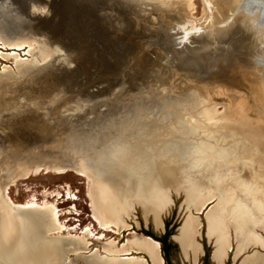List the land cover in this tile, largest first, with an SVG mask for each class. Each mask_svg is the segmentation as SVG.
Returning <instances> with one entry per match:
<instances>
[{
    "label": "rangeland",
    "instance_id": "374dc122",
    "mask_svg": "<svg viewBox=\"0 0 264 264\" xmlns=\"http://www.w3.org/2000/svg\"><path fill=\"white\" fill-rule=\"evenodd\" d=\"M162 1L169 0H0L6 6L0 12V159L5 174L19 151L38 159L7 183L9 198L14 204H53L63 234L90 227L94 235L85 254L101 251L109 240L120 247L132 233L146 236L147 228L157 239L164 235L135 202L128 230L119 235L100 230L92 219L87 176L138 190L144 183L163 184L165 233L176 236L186 217L196 214L203 245L197 264H205L206 253L214 264L204 224L213 203L198 214L191 207L189 180L195 184L198 166H205V175L212 169L238 172L236 179L253 184L247 158L242 169L219 145L231 118L264 129V0H182L189 11L181 12ZM19 61H26L24 67ZM122 134L133 143L136 164L149 161L141 170L123 173L99 161L100 168L93 164L86 173L82 163L65 165L84 147L88 157V144L96 142V150ZM197 179L214 188L206 178ZM4 192L1 187L0 203ZM169 241L171 264H192ZM254 251L259 247L246 252ZM230 258L226 264H232ZM74 262L83 264L80 257Z\"/></svg>",
    "mask_w": 264,
    "mask_h": 264
},
{
    "label": "bare ground",
    "instance_id": "6f19581e",
    "mask_svg": "<svg viewBox=\"0 0 264 264\" xmlns=\"http://www.w3.org/2000/svg\"><path fill=\"white\" fill-rule=\"evenodd\" d=\"M4 4L5 2L0 4L1 13L6 7ZM160 5L177 12L187 11L189 8L182 0L162 1ZM10 26L13 27L12 24ZM28 49L34 48L29 46ZM50 59L48 57V60ZM25 63L26 61H19L21 67H24ZM53 102L50 106L54 105ZM50 106H45L44 109L48 110ZM230 121L232 124L226 126V133L222 132L220 140L224 143H220L222 150L219 151L231 160L237 157L234 163H239L242 169L247 166V162L246 165L243 164V157H246L253 166L250 165L253 171V184L247 186L243 184L242 179L240 181L236 179L238 172L236 175V172L229 173L224 170L215 173L212 169L209 175H205L202 170L207 168L204 166L205 169H201L202 166H198V172L194 175L196 183L189 180L191 207L200 214L206 205L213 203L205 213L204 224L205 236L213 245L211 260L214 264H226L228 259L231 260V255L232 264H264V253L261 252L264 251V240L259 234L264 233V129L253 125L247 126L242 118H231ZM128 137L122 134L117 137L119 139L103 143L96 150L93 148L98 144L90 143L87 145L89 147H86L91 153L88 157L83 153L86 151L84 147L83 151L79 150L81 155L79 158L67 159L65 161L68 163L65 165L71 169L72 166L82 163L85 172L90 173V169L94 168L93 164L100 168V161L110 163L115 170L117 166L123 168V173L137 172L149 161L144 158L140 164H136L135 154L131 149L133 143ZM220 140L216 138L215 144ZM115 156L121 157L115 160ZM3 159H0V188L5 187L0 203V264H76L74 258L78 257L82 258L83 264H165L160 243L151 237L136 233L130 234L120 247L116 245L118 242L109 240L101 243V251L97 248L90 254H85L89 250L88 240L94 235L90 227L83 229L80 234H63L66 228L57 219L53 204L48 202L43 205L35 202L14 204L9 198L10 188L6 187L7 183L12 178H17L29 163L38 159L36 160L35 156L21 155L19 151L11 158V169L7 174L4 173ZM36 171L26 173L22 179H29ZM122 171L119 173L123 174ZM4 174L7 175L6 179L2 178ZM142 176L146 177V174L142 173ZM159 176L163 178L164 174L161 173ZM197 177L206 178V182H210L214 188L208 190L206 185L201 184L202 179ZM95 178L87 176V196L92 219L100 230L113 231L116 235L128 230L130 226L127 218L133 217L130 202L141 206L144 209V218L147 220L148 215L152 216L156 229L163 230V216L167 208L163 184L159 186L156 182L155 185L144 183L141 184L142 190H138L131 184L120 188L116 180L108 181L104 176L99 179L98 174ZM120 182L121 180L119 184ZM215 199L217 202L214 204ZM201 226L202 223L196 214L189 215L179 228L180 233L174 237L184 259L192 264H197L202 256L201 245L198 242ZM73 230L74 228H69V231ZM46 234L61 235L65 238L47 239ZM97 238L103 239L104 235L101 234ZM253 246L259 247L260 252L247 253L246 251ZM131 253L142 254L145 257H134Z\"/></svg>",
    "mask_w": 264,
    "mask_h": 264
},
{
    "label": "trees",
    "instance_id": "16d2710c",
    "mask_svg": "<svg viewBox=\"0 0 264 264\" xmlns=\"http://www.w3.org/2000/svg\"><path fill=\"white\" fill-rule=\"evenodd\" d=\"M168 226H169V225L166 224V227H168ZM145 234H146V236H151L154 240L158 241V242L161 244V250H162V253H163V258H164V260H165V263H166V264H171V261H170L169 257L167 256V253L165 252V249H164V246H163V244H162L161 239H157V238H155L151 233H149V231H146ZM172 235H173V234L170 233V232L168 231V232H166V233L164 234L163 239H164L165 241H168ZM170 246H172V248L174 247V245H173L172 243L170 244ZM208 259H209V254L206 253V255H205V259H204V263H205V264H208Z\"/></svg>",
    "mask_w": 264,
    "mask_h": 264
},
{
    "label": "flooded vegetation",
    "instance_id": "af4514ba",
    "mask_svg": "<svg viewBox=\"0 0 264 264\" xmlns=\"http://www.w3.org/2000/svg\"><path fill=\"white\" fill-rule=\"evenodd\" d=\"M140 229H142V226H141ZM147 231H149V228H147ZM163 234H165V231L163 232ZM163 236H164V235H163ZM163 236L159 237V239H161L162 244H163L164 249H165V252L167 253V256L169 257V254H170V252H171V250H172V246H170L171 242H170L169 240H168V241H165V240L163 239ZM160 245H161V244H160Z\"/></svg>",
    "mask_w": 264,
    "mask_h": 264
},
{
    "label": "water",
    "instance_id": "95a60500",
    "mask_svg": "<svg viewBox=\"0 0 264 264\" xmlns=\"http://www.w3.org/2000/svg\"><path fill=\"white\" fill-rule=\"evenodd\" d=\"M263 60H264V58H263ZM184 223V222H183ZM183 223H182V225H183ZM163 230L161 231V232H164V231H166V226H165V222L163 221ZM179 228H181V226L180 227H178L177 229H176V232H177V234H179L180 233V231H179ZM133 232H135V231H133ZM142 235V234H141ZM148 237H150V236H148ZM174 237H175V235H172L171 236V239L172 240H174ZM202 245V244H201ZM202 247H203V245H202ZM212 248H213V245H212Z\"/></svg>",
    "mask_w": 264,
    "mask_h": 264
}]
</instances>
